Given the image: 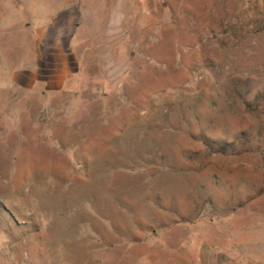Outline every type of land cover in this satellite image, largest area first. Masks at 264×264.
I'll return each mask as SVG.
<instances>
[{
	"label": "rangeland",
	"instance_id": "1",
	"mask_svg": "<svg viewBox=\"0 0 264 264\" xmlns=\"http://www.w3.org/2000/svg\"><path fill=\"white\" fill-rule=\"evenodd\" d=\"M58 2L28 87L0 0V264H264V0Z\"/></svg>",
	"mask_w": 264,
	"mask_h": 264
},
{
	"label": "crops",
	"instance_id": "2",
	"mask_svg": "<svg viewBox=\"0 0 264 264\" xmlns=\"http://www.w3.org/2000/svg\"><path fill=\"white\" fill-rule=\"evenodd\" d=\"M48 4L49 2H53L54 4L49 3V7L45 9H40L37 13L32 14L33 18H40L42 14L45 16L43 17V20L46 22L43 23L42 25L38 26L35 28V33H36V39H35V51L37 53L35 57V63L31 69L30 75L28 77V81L26 84L28 87H33L37 82V72L39 70V43L42 39H45V42H48V38L50 36L55 37H64L68 33H72V26L74 22V12L72 11V8L67 6L65 7V4L58 2V0H45ZM35 3V2H34ZM58 6V7H57ZM28 24V23H27ZM54 26V27H53ZM6 29L5 25V17L2 12H0V31L3 30V32ZM52 38V37H51ZM47 40V41H46ZM35 67V68H34Z\"/></svg>",
	"mask_w": 264,
	"mask_h": 264
}]
</instances>
